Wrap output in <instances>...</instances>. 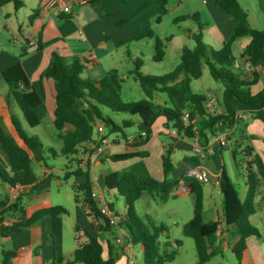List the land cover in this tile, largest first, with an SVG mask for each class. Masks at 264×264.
Segmentation results:
<instances>
[{
    "label": "trees",
    "instance_id": "trees-1",
    "mask_svg": "<svg viewBox=\"0 0 264 264\" xmlns=\"http://www.w3.org/2000/svg\"><path fill=\"white\" fill-rule=\"evenodd\" d=\"M119 4H126L129 0H113ZM169 0H147L140 8L158 4L161 7L160 21L168 14ZM217 6L230 18L233 34L219 50L209 47L203 41L199 16H184L177 20H195L199 25V31L192 34L196 45L192 48L184 47L180 62L175 70L163 76H150L141 73L142 61H135L132 72L134 78L140 83L148 99L139 102L124 103L121 100L124 78L117 70H111L100 80H92L83 77V65L79 61H68L55 54L49 66L42 74V78L52 79L55 86V103L53 125L58 133V139L62 142L61 155L66 158H74L77 163L80 157L86 153L87 145L93 140L96 125L89 119L87 112L78 107L80 101H84L95 120L104 125L105 134L100 141L95 142V149L101 145L103 138L111 134L121 135L126 138L125 129L133 127L134 121L125 120L119 125L108 113H124L140 119L144 135L136 139L138 146L145 145L151 135L152 127L159 117H165L166 129H175L179 134L188 139L199 140L204 152H207L212 139L225 135L227 143L232 145V156L237 170L244 168L246 172L247 193L244 200L228 174L227 168H222L219 187L223 197L222 220H204V184L196 178L188 176L184 172L181 177L171 179L169 176L174 171V163L168 149L162 156L163 174L162 180L156 179L148 170L144 159L148 157L145 152L125 153L113 155L110 159L114 162L128 161L140 158L141 161L121 170L113 172L104 178L108 192L116 191L126 203V218L120 222L119 229L126 233V240L132 245H141L144 252L145 264H163L175 259L176 254L161 255L160 236L166 231L161 225L155 227L152 222L149 225L137 214L136 203L145 195L162 202L179 195L181 180H184L194 198L193 218L183 226V234L194 239L198 254V264H206L214 257L222 254L221 233H229L235 240L232 251L240 260L248 251V239L262 235L258 228L252 224L251 216L258 211L256 199L260 188L264 186V158L255 152V148L242 146L248 122L243 118L249 114L251 120L264 123V85L258 93L253 92L262 80L264 71V31L253 29L249 22V15L240 5L238 0H215ZM13 4L16 11L24 7L23 0H0V7ZM36 15L30 17L33 22ZM129 19H127L128 21ZM144 37L155 38L154 61L161 63L165 58V43L153 32L139 34L135 40ZM243 38H249L242 56L245 57L251 68L250 77H242L236 72V57L233 53L234 44ZM27 55L25 49L22 56ZM206 66L211 77L223 86L221 101V113L211 112L208 107V98L205 95L195 93L192 90V82L199 80ZM2 80L8 86L7 99L13 101L20 109L27 124L38 127L43 122L40 109L44 106V97L34 88H31L30 80L21 63H17L6 69L1 74ZM31 89L23 92L21 88ZM167 96L170 105L161 106L153 102L154 93ZM187 116L189 125L185 126L183 118ZM10 123L14 133L9 134L0 119V182L12 188L17 186L31 187V192L38 187V176L33 164H46V156L50 154L57 157L56 151L45 150L43 143L37 136H29L23 128L22 121L15 115L10 116ZM225 130L220 133V127ZM256 140L257 136H249ZM222 146V145H221ZM199 163V161H198ZM244 164V167H243ZM67 165V169H69ZM75 172L73 175H78ZM72 175L67 173V176ZM75 202L80 205L91 218L93 225L99 233L112 232L115 226L101 213V205L94 196L93 186L90 180L79 184L75 189ZM114 210L113 204H109ZM22 196L14 201L0 202V235L6 236L14 232L22 231L34 223L47 218L67 214L62 206H52L35 212L31 217L23 220ZM6 218L16 219L10 225H3ZM80 231L79 228H76ZM86 241L78 238L79 247L75 250L71 260L58 259L53 264H116L118 255L109 240L85 230ZM180 243H176L179 246ZM170 246V242L165 244ZM13 253L5 254L4 264L13 257Z\"/></svg>",
    "mask_w": 264,
    "mask_h": 264
},
{
    "label": "crops",
    "instance_id": "crops-1",
    "mask_svg": "<svg viewBox=\"0 0 264 264\" xmlns=\"http://www.w3.org/2000/svg\"><path fill=\"white\" fill-rule=\"evenodd\" d=\"M23 1V10L20 9L16 11L13 4L0 7V119L3 123L10 122V116L12 115L15 103L7 99L8 86L2 80L1 74L13 65L17 63L22 64L30 80L31 88H34L44 97V106L40 109L43 120L44 117H46L53 124L54 111L56 108L54 81L52 79L42 78V74L49 66L53 55L57 54L65 58L70 64L74 61H79L84 67L83 77L92 80L102 79L111 70H117L121 74L119 66L120 63L124 61V56L134 60V68L135 61L141 60L143 65L140 71L144 74L142 70L145 63L141 59V57H143L142 52L138 49L134 52L131 51V45L139 44L143 39L150 38L154 40L155 47V38L153 37H144L140 40H135L137 35L147 34L148 32H153L154 37L160 39V37L156 35L150 20L156 16L158 18L160 17L161 7L158 4H153L144 11L137 13L147 0H131L123 5L113 0H93L86 5L74 3L72 12L69 14L63 13L58 7L59 2L68 0ZM49 2H54L55 6L46 9L45 6ZM240 5L247 11L241 3ZM219 9L216 3L214 5L207 1L206 14L197 12L193 15L197 14L199 16L201 33L203 29V18L210 17L213 19L215 21V26L220 29L223 35L224 44L231 38L233 29L230 19H227L226 16L223 15H226V13L222 11V9H220L222 11V13H220ZM170 10L171 9L168 8L169 12ZM20 13H23L24 17L27 18L30 27L29 31H26L23 27L25 23H19L18 21L15 23L13 22L14 19H18L17 17ZM34 14L36 17L34 21L31 22L30 17ZM135 14L137 15L135 16ZM131 17H133V19L127 21V19ZM158 18L157 24H162L163 18L160 21ZM190 34L192 36L193 33ZM33 39L34 41L32 42ZM249 42V38H243L238 40L233 46V53L237 59L235 66L236 72L242 77H250L251 75L250 65L247 59L242 56ZM34 43H36L37 48H34ZM124 48L127 49L124 51ZM236 48L238 51H236ZM25 49L27 50V55L22 56ZM238 56H241L240 59ZM152 60L154 61V55L152 56ZM134 68L129 70L128 74L129 77L139 83L132 75ZM262 74L264 78V71ZM122 77L125 80L128 79L126 75H122ZM261 83L263 88L264 81L262 80L259 84ZM21 90L23 92H29L31 89L22 87ZM146 99H148L147 96ZM153 102L161 106L170 105L167 96L158 92L154 93ZM219 102L218 99L208 98L210 110L221 112L222 109ZM216 103L219 105L217 106ZM78 107L85 110L89 119L96 125V132L93 140L87 145V150L92 151V153L88 152L81 156L79 163L74 161L73 157L67 158L70 168L66 170L65 175L67 176V173L73 175L75 172H79L78 175H74L79 177V184L90 180L93 186L94 196L98 202L104 201L114 204L113 200L118 201L117 192H108L106 189L104 182L105 177L141 161L140 158H137L128 161L114 162L110 159L113 155L145 152L148 154V157L144 159L148 170L156 179L162 180L164 178L162 156L166 150L171 149V158L175 167L172 172L174 173V177L171 179H177L181 177L184 172L188 173L194 168H201L208 172L209 180L204 184V209L206 198L208 207L213 204H211V201L213 202L212 192L208 189V185L213 184L218 187L219 193L221 194L219 181L222 168L225 166L223 158L224 153L229 154L235 166L231 143L228 142L227 145L221 146L215 139H212L207 153L199 155L195 151L194 140L179 134L175 129H166V119L162 116L154 123L152 135L145 145L138 146L137 144L136 139L142 138L141 135L144 133V129L140 119L133 117L130 120L134 121L133 126H137L138 131L126 134V138H122L120 135H117L114 139L108 137L110 144L106 146L100 145L101 150L96 151L94 149L95 142L100 141L105 134V129L103 132H98L97 128L99 123L90 113L84 101H80ZM5 114L8 116L9 122L4 120ZM243 118L248 122V127L241 143L242 146L245 147L246 145H250L254 147L255 152L264 158V123L258 120H251L249 114H244ZM252 135L257 136V139H249V136ZM165 137L169 140L165 139ZM156 139H159L160 142L152 149L151 144ZM174 154H178L177 161L173 159ZM0 155L4 157L1 150ZM91 155H94V157H90ZM214 158L215 161L213 165H201L203 160ZM37 164L42 170L40 174H38L34 168L38 176L39 185L30 193L20 194L15 188L7 184L5 185H7L8 188H5L4 183L0 182V202H12L19 196H22V206L24 210L19 218L23 220L31 217L35 212L41 209L52 206L63 207V205H55L51 197L48 199L49 201H44L49 197L50 189H52L50 179H54L55 181L58 180L57 171L51 169L48 165ZM74 164L76 165L75 169H73ZM240 173L244 181L243 194L246 197L247 186L244 168L240 170ZM79 184L75 183L73 188ZM58 186H60L59 183H57V187ZM182 188L184 189L182 190ZM179 191L191 194L184 180L180 182ZM143 198L146 199L147 205L157 200L149 195H145ZM256 202L258 204V211L250 218L252 224L254 217L264 212V186L260 188V193ZM65 209L67 210V214L57 217H47L22 231L14 232L6 236L0 235V264H4L5 254L7 253L14 254L13 257L9 259L8 264H53L58 259H63L64 261L71 260L75 250L79 247L80 243L78 242V238H81L82 230H84V235L85 230L90 232L87 227L89 223L85 219L84 214L89 220H91V218L88 217L86 211L78 204H76L74 212L71 209ZM218 215L214 220L221 221L222 218H219ZM85 227H87V229H85ZM76 228H79L80 231H77ZM99 234L101 235L97 236L104 240L102 233ZM86 240L87 238L85 241Z\"/></svg>",
    "mask_w": 264,
    "mask_h": 264
},
{
    "label": "rangeland",
    "instance_id": "rangeland-1",
    "mask_svg": "<svg viewBox=\"0 0 264 264\" xmlns=\"http://www.w3.org/2000/svg\"><path fill=\"white\" fill-rule=\"evenodd\" d=\"M207 1L215 5L214 0H169L168 8L171 10L167 15L162 17V24H157V16L150 20L156 35L159 36L160 39H162L165 43L166 55L161 63H157L152 60V56L155 55V47L154 40L150 38L143 39L139 44H132L131 51L134 52L136 49H138L142 52L143 57H141V59L145 63L142 70L144 74L150 76H163L175 70L176 66L180 62V54L183 48H192L196 45L190 33H197L199 31L198 23L195 20L188 19L178 22L177 20L181 17L193 15L197 12L206 14ZM238 1L245 7V9H247L250 16L251 27L253 29L264 31V0ZM21 10L23 9L21 8ZM144 10H139L137 13ZM219 12L222 13L220 9ZM136 15L137 14H135V16ZM223 15L226 16L227 19H230L227 15ZM17 18L18 19H14L13 22L15 23L18 21L19 23H25L23 27L26 31H29L30 27L28 25L27 18L24 17V14L20 13ZM132 19L133 17L129 18V21ZM202 21L204 43L216 50L221 49L223 47L224 38L220 29L215 26V21L210 17H204ZM126 49L127 48H124V51ZM236 51H238L237 48ZM240 57L241 56H238L239 59ZM119 67L121 74L126 75V77L128 76V79H124L123 82L121 100L124 103H131L146 99V96L143 93L139 83H137L133 78L129 77L128 74V71L134 68V60L124 56V61L120 63ZM191 86L195 93L205 95L209 99L214 98L221 101L223 86L211 77L206 66L203 68L202 77L199 80H194ZM261 90L262 83L254 87L253 92L258 93ZM216 105L218 106L219 104L216 103ZM108 113L117 123H119V125H121L123 121L133 118L132 116L124 113H111L109 111ZM12 114L17 116L22 121L23 128L29 136H37L40 138L46 151L51 149L56 151L58 154L57 157H52L50 154H47L46 156V164L51 169L57 171L58 180L55 181L54 179H50L52 189H50L49 197L44 201H49L48 199L51 197L52 202L55 205H63V207L71 209L74 212L76 208V187L73 188V185L75 183L79 184V177L74 175H65L69 162L65 156L61 155L62 142L58 139V133L54 125L48 118L44 117L43 123L41 125L35 128L30 127L25 121L22 112L15 104ZM4 117V120L9 122V118L6 114ZM2 124L9 134L14 133V129L10 122H2ZM134 131H138L137 126L125 129L126 134H131ZM117 135L118 134H111L110 138L114 139ZM165 139L169 140L167 137H165ZM159 142V139L154 140V142L151 144V148L153 149L156 147ZM204 153L206 154L207 152ZM177 157L178 154L173 155V159L175 161H177ZM223 158L225 167L227 168L232 181L235 183L241 199L244 200V181L240 170H237L233 165L228 153H224ZM214 161L215 158L203 160L201 165H213ZM33 166L36 172L40 174L42 171L40 166H38L37 163H34ZM75 167L76 165L74 164L73 169H75ZM173 177L174 173L170 175V178ZM57 183H59L60 186L57 187ZM4 186L5 188H8L7 185L4 184ZM208 189L212 192L213 202L211 201V204H213L208 207L206 198L204 220L212 221L218 214L219 218H223V197L219 193V188L213 184H210L208 185ZM179 194L180 195H178L176 198H170L167 202L155 200L150 205H147L146 199L143 198L136 203V211L137 214L148 225L152 222L155 227H160L161 225L166 227V231L160 236V243L162 247L161 255L165 257L175 253L176 257L173 261H166L163 264H198V254L195 241L193 238L187 237L183 234V226L193 218V197L188 192L179 191ZM117 199L118 201L113 200V208L115 211H118L116 213L121 217V221H123L127 214L126 203L119 195H117ZM84 216L89 223L87 227L90 232L95 235H101L97 231V228L93 225L92 221L89 220L85 214ZM253 224L258 228L262 237L261 239L256 237H251L248 239L249 250L240 260L232 251V246L235 239L229 233L223 232L220 235L222 242V254L214 257L206 264H264V212L260 215L257 214V216L254 217ZM87 227H85V229H87ZM149 227L151 226L149 225ZM82 232V241H85L86 238L84 235V230H82ZM119 236H121V232L118 227H114L112 232L102 233L103 239L105 241L109 240L116 250L115 254L118 255L116 264H130L131 258L133 259V264H145L143 247L141 245H133L132 252H127L124 245L117 243ZM167 242H170V246L168 247L165 246ZM126 243L127 242L125 241L124 244ZM176 243H180L179 246H177Z\"/></svg>",
    "mask_w": 264,
    "mask_h": 264
},
{
    "label": "built area",
    "instance_id": "built-area-1",
    "mask_svg": "<svg viewBox=\"0 0 264 264\" xmlns=\"http://www.w3.org/2000/svg\"><path fill=\"white\" fill-rule=\"evenodd\" d=\"M93 0H68V1H62V2H59L58 4V7L61 9V11L63 13H66V14H69L72 12V7H73V4L76 3L78 5H86V4H89L91 3ZM55 6V3L54 2H49L45 8L46 9H50V8H53ZM34 41V39L32 40V42ZM34 48H37L36 47V43H34ZM209 107V105H208ZM211 112H216V111H211ZM216 113H221V112H216ZM183 122H184V125L185 126H188L189 125V120H188V117L185 116L183 118ZM98 132H103L105 127L104 125L102 124H99L98 126ZM144 135V133L142 134ZM216 142L220 143V145L222 146H225L227 145V141H226V137L225 135H220L216 138H214ZM194 140V143H195V151L197 154H202L204 153V149L201 147L200 143H199V140L198 138L196 137ZM110 144V140L108 138H103L101 140V145L103 146H106ZM94 149H95V146H94ZM96 151H100L101 148H96L95 149ZM90 157H94V155H91ZM70 167V165H69ZM188 176L190 177H193V178H196L198 179L199 181H202V182H207L208 181V178H209V174L206 170L204 169H201V168H194L192 170H190L188 172ZM18 193L20 194H26V193H30L31 192V187H22V186H17L15 188ZM184 188H182L183 190ZM110 203L108 202H100V205H101V213L106 216L109 220H110V223L111 225L115 226V227H118L119 228V224L121 221V217L115 212L113 211L111 208H110ZM16 219L14 218H6L3 222V225H10L12 224L13 222H15ZM120 232H121V236H119V238L117 239V243L120 244V245H124L125 246V250L127 252H132V248H133V245L131 243H125V236H126V233L120 229ZM130 264H133V259L131 258L130 259Z\"/></svg>",
    "mask_w": 264,
    "mask_h": 264
},
{
    "label": "water",
    "instance_id": "water-1",
    "mask_svg": "<svg viewBox=\"0 0 264 264\" xmlns=\"http://www.w3.org/2000/svg\"><path fill=\"white\" fill-rule=\"evenodd\" d=\"M224 130H225L224 126H221V127H220V133H223Z\"/></svg>",
    "mask_w": 264,
    "mask_h": 264
}]
</instances>
